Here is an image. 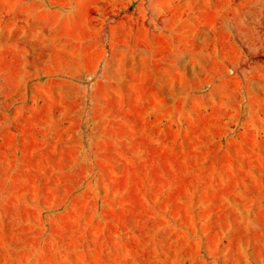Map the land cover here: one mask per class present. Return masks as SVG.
<instances>
[{"label": "rangeland", "instance_id": "obj_1", "mask_svg": "<svg viewBox=\"0 0 264 264\" xmlns=\"http://www.w3.org/2000/svg\"><path fill=\"white\" fill-rule=\"evenodd\" d=\"M0 264H264V0H0Z\"/></svg>", "mask_w": 264, "mask_h": 264}]
</instances>
